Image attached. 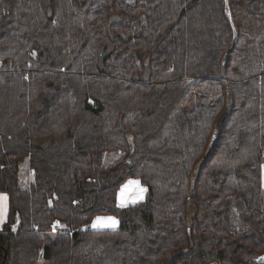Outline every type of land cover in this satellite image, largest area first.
Segmentation results:
<instances>
[{"label":"trees","instance_id":"16d2710c","mask_svg":"<svg viewBox=\"0 0 264 264\" xmlns=\"http://www.w3.org/2000/svg\"><path fill=\"white\" fill-rule=\"evenodd\" d=\"M263 149L264 0H0V264H264Z\"/></svg>","mask_w":264,"mask_h":264},{"label":"snow or ice","instance_id":"6c2138e0","mask_svg":"<svg viewBox=\"0 0 264 264\" xmlns=\"http://www.w3.org/2000/svg\"><path fill=\"white\" fill-rule=\"evenodd\" d=\"M147 189L141 186V182L139 180H128L125 184L120 187V190L117 194L118 207L125 208L129 204H135L138 201H142L144 199V193ZM0 201L3 202L2 211H0V215H6L7 213V195H0ZM119 222L115 219V217L107 216L96 217L95 221L92 224L93 228H105V227H116ZM264 259V258H262Z\"/></svg>","mask_w":264,"mask_h":264},{"label":"water","instance_id":"95a60500","mask_svg":"<svg viewBox=\"0 0 264 264\" xmlns=\"http://www.w3.org/2000/svg\"><path fill=\"white\" fill-rule=\"evenodd\" d=\"M226 9L228 10V3H226ZM228 18L231 19L230 14H228ZM48 19L51 20L53 19V11L51 7H48ZM179 21V19L177 20V22ZM122 23V19L120 18L119 15H112L109 19V33L111 34V29L113 25H118ZM236 35V32H235ZM120 38L124 39L125 41H128L129 38L125 36L124 33H121ZM236 39V38H235ZM105 46H103L100 51H99V62H98V68L100 70V72L102 73H109L106 66H105V61L106 59L110 56L108 53L105 52ZM227 62H228V56L225 55L223 61H222V75L225 76L226 75V66H227ZM121 122V120H120ZM209 152L206 154L208 155ZM260 162L262 164H264V157H261ZM262 209L264 210V195L262 196ZM238 219L239 215L236 213V210L233 211L232 215H231V219ZM189 236H191V229H189ZM194 247V242L191 241V248ZM189 249L185 250V253H188Z\"/></svg>","mask_w":264,"mask_h":264},{"label":"rangeland","instance_id":"374dc122","mask_svg":"<svg viewBox=\"0 0 264 264\" xmlns=\"http://www.w3.org/2000/svg\"><path fill=\"white\" fill-rule=\"evenodd\" d=\"M196 100V97L194 96L192 98V101L187 107H191ZM122 152L119 150L114 151H108L104 153V163L106 165L113 164L118 158H120ZM33 172H31L28 162H25L21 166L20 170V186L22 188H28L30 186V183L33 181ZM263 188H264V168H263ZM0 211H2V207L0 206ZM5 219V215H0V228L2 226V223ZM15 224L13 227L16 228ZM101 230V229H100ZM217 264V263H214Z\"/></svg>","mask_w":264,"mask_h":264},{"label":"crops","instance_id":"0c3cea01","mask_svg":"<svg viewBox=\"0 0 264 264\" xmlns=\"http://www.w3.org/2000/svg\"><path fill=\"white\" fill-rule=\"evenodd\" d=\"M128 180H139L138 178H129V179H127L123 184H125ZM140 181V180H139ZM141 182V181H140ZM122 184V185H123ZM121 185V186H122ZM141 186L143 187V188H145L146 189V186H144L143 184H142V182H141ZM120 190V189H119ZM119 190H118V192H119ZM146 193H147V191L144 193V199H145V197H146ZM0 195H5V194H2V193H0ZM143 199V200H144ZM142 200V201H143ZM117 202H118V200H117ZM139 202H141V201H138L137 203H139ZM119 203V202H118ZM137 203H135V204H137ZM2 205H3V202L2 201H0V206L2 207ZM130 205H134V204H129L128 206H130ZM6 216V215H5ZM107 216H111V215H104V216H102V217H107ZM96 217H98V216H96ZM96 217L94 218V220H93V222L95 221V219H96ZM112 217H115V216H112ZM115 219L119 222V220L115 217ZM5 220V219H4ZM4 222V221H3ZM93 222H92V224H93ZM3 224V223H2ZM92 226V225H91ZM118 226H119V223L117 224V226L116 227H114V228H112V227H105V228H94V229H101V230H103V229H116V228H118ZM2 227V226H1Z\"/></svg>","mask_w":264,"mask_h":264},{"label":"built area","instance_id":"2783aa9c","mask_svg":"<svg viewBox=\"0 0 264 264\" xmlns=\"http://www.w3.org/2000/svg\"><path fill=\"white\" fill-rule=\"evenodd\" d=\"M262 156L264 157V149L262 150ZM56 226L58 227V224Z\"/></svg>","mask_w":264,"mask_h":264},{"label":"flooded vegetation","instance_id":"af4514ba","mask_svg":"<svg viewBox=\"0 0 264 264\" xmlns=\"http://www.w3.org/2000/svg\"><path fill=\"white\" fill-rule=\"evenodd\" d=\"M263 157V156H262ZM264 165V164H263ZM264 195V189H263V191H262V196Z\"/></svg>","mask_w":264,"mask_h":264}]
</instances>
